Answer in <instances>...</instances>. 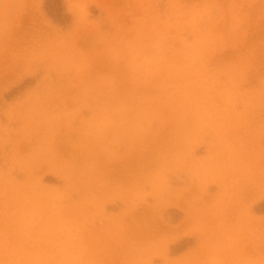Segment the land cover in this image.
Listing matches in <instances>:
<instances>
[{
	"label": "rangeland",
	"instance_id": "1",
	"mask_svg": "<svg viewBox=\"0 0 264 264\" xmlns=\"http://www.w3.org/2000/svg\"><path fill=\"white\" fill-rule=\"evenodd\" d=\"M119 261L264 264V0H0V264Z\"/></svg>",
	"mask_w": 264,
	"mask_h": 264
},
{
	"label": "bare ground",
	"instance_id": "2",
	"mask_svg": "<svg viewBox=\"0 0 264 264\" xmlns=\"http://www.w3.org/2000/svg\"><path fill=\"white\" fill-rule=\"evenodd\" d=\"M57 156V155H56ZM122 224V223H121ZM182 223H179V224H176V229L177 230H182ZM127 237V236H126ZM132 238H133V236H132ZM123 241L124 242H126V240H124L123 239ZM133 242V241H132ZM131 241H130V243L131 244H128L129 246H131V247H135L136 248V246L137 247H145V246H142V244H139V243H136L135 241H134V243H132ZM137 242H140V241H138L137 240ZM124 252H125V250H124V248H122V247H119V248H116L114 251H112L110 254H108L109 256H110V258H111V255H113L114 257H117V259L119 260L123 255H124ZM187 255V254H186ZM191 255H192V252H191ZM112 259V258H111ZM119 264H120V261H119Z\"/></svg>",
	"mask_w": 264,
	"mask_h": 264
}]
</instances>
